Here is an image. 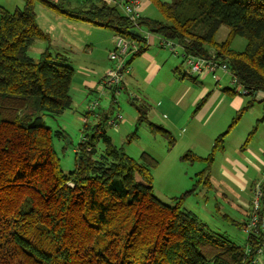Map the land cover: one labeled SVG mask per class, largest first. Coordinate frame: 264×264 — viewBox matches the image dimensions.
I'll return each instance as SVG.
<instances>
[{"label": "trees", "instance_id": "obj_1", "mask_svg": "<svg viewBox=\"0 0 264 264\" xmlns=\"http://www.w3.org/2000/svg\"><path fill=\"white\" fill-rule=\"evenodd\" d=\"M71 1L23 0V9L13 12L0 6V264H258L263 236H248L242 246L212 231L185 208L190 191L169 203L158 199V161L148 153L133 159L117 147L105 112L95 113L92 125L93 113L85 114L74 167L64 171L55 141L69 136L46 118L72 110L76 70L65 53L47 48L35 60L28 52L49 42L36 22L41 3L134 42L138 50L126 66L128 57L145 52V32L180 43L192 56L215 52L248 96H256L264 93V0H150L164 21L142 17L138 28L117 5L87 0L70 8ZM222 27L228 35L219 43ZM238 37L247 42L241 52L232 49ZM136 108L137 125L147 124L172 148V133L148 120L144 104ZM225 135L206 161H213ZM182 160L204 159L188 152Z\"/></svg>", "mask_w": 264, "mask_h": 264}, {"label": "crops", "instance_id": "obj_2", "mask_svg": "<svg viewBox=\"0 0 264 264\" xmlns=\"http://www.w3.org/2000/svg\"><path fill=\"white\" fill-rule=\"evenodd\" d=\"M86 1L72 0L69 7H79ZM137 1L141 4L143 18L157 20L155 17H151L153 11L150 0ZM0 6L13 12L23 9L24 2L22 0H0ZM70 23L79 25L75 26L79 27L78 29L87 30L88 28H84L85 26L82 25H90L83 22L76 24L74 21ZM68 35L74 38L73 42L76 45L83 47L84 44H87L83 50V55L88 60L85 62L97 64V61L93 59L94 45L88 44L90 41L78 40L73 35ZM116 39L115 35L110 36L109 41L104 43L106 51L102 52L107 59L108 54L115 50ZM67 47L73 48L71 45H67ZM113 47L114 50H112ZM161 49L159 39L151 35L144 53L132 60L131 57H128L126 78L123 81L124 90H130L134 94L132 105L137 114L136 106L139 103L144 104L148 109V120L150 121V117L152 120L150 122H160L154 124L172 133L176 140L174 146L176 150H179L177 155L179 157L184 153L191 152L204 159L195 163H203L210 156L215 140L226 133L222 148L214 153L209 168L201 169L196 174L206 177L207 191L212 189L215 180H218L217 176L222 179L218 181L228 187L225 186V188L233 190L229 188L228 184H230L237 190L239 194L228 206L229 213L228 211L224 212L225 209L222 208V214L227 222L243 227L249 218L252 188L264 170V132L259 133L260 126L264 127V93L257 94L248 100L245 96L237 94L235 89L227 87L226 84L214 86L213 81H216V84L222 81L226 82L227 74L222 71H218L215 75L209 74V77L205 75L203 79L185 72L180 80L177 78L181 72L177 57L171 56L169 52L164 53ZM70 61L72 62V60ZM109 68L110 66L105 65L96 69L79 66L82 73L79 78L81 83L79 88L83 90L81 92H86L89 98L97 91L102 92L99 85ZM206 77L207 79L212 77V80L204 81ZM199 80H201L200 83ZM104 93L106 92L104 91ZM89 98L88 100H90ZM236 115L244 118L242 126H240L241 123L238 126L236 124L232 126ZM137 117L139 118V114ZM183 126L186 128V132H179ZM254 128L253 137L251 135L248 139ZM201 129H207V132L202 133ZM242 142H245L244 145ZM185 208L191 211V207L187 204H185ZM262 213L264 218V209Z\"/></svg>", "mask_w": 264, "mask_h": 264}, {"label": "rangeland", "instance_id": "obj_3", "mask_svg": "<svg viewBox=\"0 0 264 264\" xmlns=\"http://www.w3.org/2000/svg\"><path fill=\"white\" fill-rule=\"evenodd\" d=\"M161 1L171 2L172 0ZM151 5L153 11L151 17H155L158 21H164V17L156 6L152 3ZM35 15L38 27L48 34L49 42H37L30 48L28 52L29 56L36 60L42 53V50L44 51L49 48L52 52L67 54L70 60H72L71 65L76 70L71 89L73 98L72 110L65 112L56 119L46 118V123L53 130H64L69 136L66 141H55V147L61 159L63 170L68 172L73 169L75 148L83 138L82 130L85 122V114L89 111L88 106L90 103L98 102L99 107L96 110L97 113L105 112L109 114L110 120L117 119L118 121V116H121L123 119V123L118 121L117 129L115 127H106V132L117 147L122 148L125 153L133 159L137 160L142 153H148L158 161L159 164L153 171V189L158 199L162 202L169 203L172 198L179 197L190 191L191 195L185 200V204L191 207V211L200 221L205 223L212 231L227 235L236 244L242 246L246 245L248 235L243 228L244 226L239 227L238 224L233 225L227 222L222 214V208L225 209L224 212L228 211L229 213L228 206L232 200L234 201V197L239 194L237 190L230 184H228V186L233 190H228L225 184L222 185L219 182L222 179L217 176L216 179L219 181L214 179L215 184H213L211 190L209 189V191H207V184L205 182L206 177H203L201 174H196L201 169L206 167L209 168L210 161H203V163H188L183 161L182 157L185 153L181 157L177 156L179 150H176L175 146L172 148L169 147L167 140L160 135L153 134L147 124L137 125L138 114L135 107L132 105L134 94L130 90H122L120 95H115L114 97L111 91L106 90V93L97 91L90 98L86 92H81L83 90L79 88L81 84L79 78H81L82 73L79 70V66L82 65L83 67H90L93 69L102 68L104 65L110 66L109 69H111L114 66V62H111L109 58L107 59L102 52L103 50L106 51V45L104 43L109 41L110 36H114L113 31L86 24L82 26L88 28L89 31L83 28L78 29L79 27L75 26L79 25H72L70 19L61 15L56 10L45 7L41 3H36ZM76 24L79 23L76 22ZM68 34L73 35L78 40L83 39L85 41H90L88 44L94 45L93 59L97 61V64L93 65L89 62H85L88 60L85 55H83V50L87 44H84L83 47L74 44V38ZM227 35L228 28L222 27L216 36L217 42H223ZM154 36L158 39L162 38L158 35ZM246 44L247 42L244 38L238 37L233 41L232 49L241 52L245 49ZM67 45H71L73 48H68ZM112 50H114V47ZM161 50L164 53L169 52L171 56L175 58L177 57L178 67L181 69L177 78L181 80L184 73L188 71V66L183 63L182 57H178L166 49L162 48ZM179 52L181 53L180 49ZM124 78H126V75ZM211 78L207 79L206 77L204 81L210 80ZM198 82L200 83L201 80ZM212 83L214 86L226 84L227 87L235 89L234 85L231 84V77L228 74L226 82L222 81L216 84V81H213ZM88 98L90 100H88ZM245 98L251 100L253 96H245ZM260 105L263 106V104ZM234 118L232 126L235 124L238 126L240 123V126H242L244 118L240 117V115H236ZM149 119L152 121L150 117ZM88 121L91 125L96 122L95 117L92 115L88 116ZM154 123L157 124L160 122L155 121ZM263 128L264 127L260 126V134L264 132ZM180 131L186 132V128L183 126L180 128L179 132ZM201 131L202 133H206L207 129H201ZM254 133L255 128L250 135L253 137ZM250 135L248 139L251 137ZM242 143L244 145L245 142ZM98 147L102 148L101 143L98 144ZM261 178L260 175L255 182H261ZM216 182H218V184H216ZM225 186L227 188H225ZM203 196L205 197L203 198ZM263 209L264 202H262V210ZM258 264H264V245L262 247V254L258 257Z\"/></svg>", "mask_w": 264, "mask_h": 264}, {"label": "built area", "instance_id": "obj_4", "mask_svg": "<svg viewBox=\"0 0 264 264\" xmlns=\"http://www.w3.org/2000/svg\"><path fill=\"white\" fill-rule=\"evenodd\" d=\"M108 4H114L120 7L124 15L138 28V23L142 18V7L137 0H104ZM145 38L151 37L150 33L145 32ZM159 46L163 49L170 51L172 54L182 57L183 63L188 66L187 74L196 78H203L205 75L216 74L218 71H222L225 74L230 75L231 84L234 85L238 94L248 96L247 90L241 87L237 79H234L228 69V66L223 60L215 53L211 52L209 58L196 57L188 54L184 47L175 41L168 40L165 38L159 39ZM181 50V53L179 52ZM138 48L134 42L128 41L124 38L118 37L116 39L115 50L110 52L109 59L114 62V66L107 71L104 78L100 82V89L102 92L111 91L115 95H120L121 91L124 90V76L127 70L126 57L129 53L133 54L137 52ZM99 107L98 102L90 103L88 110L93 113V116ZM95 117V116H94ZM118 121H123L121 116H118ZM117 119L109 120V127H118ZM261 182H255L252 193L253 198L250 205L249 218L244 225L245 232L248 236H263L264 240V218L262 216V202L264 198V170L261 172ZM258 253L262 254V247Z\"/></svg>", "mask_w": 264, "mask_h": 264}, {"label": "water", "instance_id": "obj_5", "mask_svg": "<svg viewBox=\"0 0 264 264\" xmlns=\"http://www.w3.org/2000/svg\"><path fill=\"white\" fill-rule=\"evenodd\" d=\"M133 34H135L137 37H140L141 34L139 32H136V31H132Z\"/></svg>", "mask_w": 264, "mask_h": 264}]
</instances>
